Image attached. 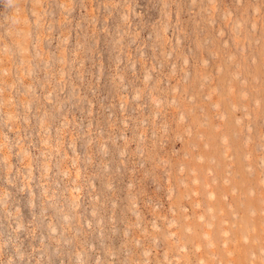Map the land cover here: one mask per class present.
I'll use <instances>...</instances> for the list:
<instances>
[{
	"label": "rangeland",
	"instance_id": "1",
	"mask_svg": "<svg viewBox=\"0 0 264 264\" xmlns=\"http://www.w3.org/2000/svg\"><path fill=\"white\" fill-rule=\"evenodd\" d=\"M0 264H264V0H0Z\"/></svg>",
	"mask_w": 264,
	"mask_h": 264
}]
</instances>
